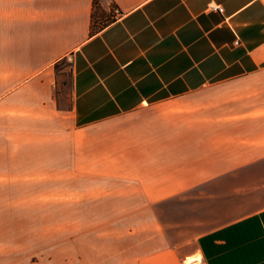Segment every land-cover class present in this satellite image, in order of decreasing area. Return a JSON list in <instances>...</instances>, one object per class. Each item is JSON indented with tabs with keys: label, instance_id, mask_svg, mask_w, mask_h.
Listing matches in <instances>:
<instances>
[{
	"label": "crops",
	"instance_id": "crops-1",
	"mask_svg": "<svg viewBox=\"0 0 264 264\" xmlns=\"http://www.w3.org/2000/svg\"><path fill=\"white\" fill-rule=\"evenodd\" d=\"M103 7L0 0V181L71 178L83 264H264V0Z\"/></svg>",
	"mask_w": 264,
	"mask_h": 264
},
{
	"label": "rangeland",
	"instance_id": "rangeland-1",
	"mask_svg": "<svg viewBox=\"0 0 264 264\" xmlns=\"http://www.w3.org/2000/svg\"><path fill=\"white\" fill-rule=\"evenodd\" d=\"M101 3L103 6V0ZM71 64V57H67L58 69L56 91L61 104H67L71 91ZM47 186L41 197L35 184L25 188L0 181V264H83L86 253L82 241L86 240L82 238L86 233L79 235L81 247L77 234L86 231L88 224L73 222L78 211L75 213L71 204V178L49 181ZM30 194L31 199H27ZM23 201L30 205L20 206Z\"/></svg>",
	"mask_w": 264,
	"mask_h": 264
},
{
	"label": "trees",
	"instance_id": "trees-1",
	"mask_svg": "<svg viewBox=\"0 0 264 264\" xmlns=\"http://www.w3.org/2000/svg\"><path fill=\"white\" fill-rule=\"evenodd\" d=\"M104 12L105 10H104V7L102 6L101 0H93V12H92V20H93L92 32L93 33L99 31L100 29L105 27L108 23L115 20L113 13L105 14ZM102 14L104 17L107 18V20L102 21V17H103ZM65 59H67V57L62 58L55 63V70L57 73H58L60 64Z\"/></svg>",
	"mask_w": 264,
	"mask_h": 264
},
{
	"label": "built area",
	"instance_id": "built-area-1",
	"mask_svg": "<svg viewBox=\"0 0 264 264\" xmlns=\"http://www.w3.org/2000/svg\"><path fill=\"white\" fill-rule=\"evenodd\" d=\"M209 7L211 9H218V8L219 9H223L221 6L216 5L214 2H211ZM114 11H115L116 14H119L120 13L119 7L118 6H114Z\"/></svg>",
	"mask_w": 264,
	"mask_h": 264
},
{
	"label": "bare ground",
	"instance_id": "bare-ground-1",
	"mask_svg": "<svg viewBox=\"0 0 264 264\" xmlns=\"http://www.w3.org/2000/svg\"><path fill=\"white\" fill-rule=\"evenodd\" d=\"M197 257H198V255H197Z\"/></svg>",
	"mask_w": 264,
	"mask_h": 264
}]
</instances>
